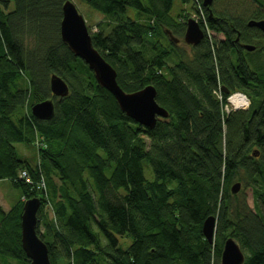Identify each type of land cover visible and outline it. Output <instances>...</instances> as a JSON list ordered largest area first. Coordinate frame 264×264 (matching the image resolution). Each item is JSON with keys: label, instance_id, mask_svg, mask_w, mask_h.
Instances as JSON below:
<instances>
[{"label": "trees", "instance_id": "obj_1", "mask_svg": "<svg viewBox=\"0 0 264 264\" xmlns=\"http://www.w3.org/2000/svg\"><path fill=\"white\" fill-rule=\"evenodd\" d=\"M66 1L0 0V180L20 191L9 210L0 203V264H30L21 215L33 197L52 264H221L229 237L243 264H264V36L248 25L264 19V0H193L178 15L175 0H84L106 17L90 33L121 88L156 87L169 115L154 127L122 111L63 41ZM201 11L204 37L188 55L166 30L183 38ZM53 74L68 83L66 97L52 93ZM237 92L249 107L227 111ZM47 99L53 117H35L32 106ZM17 143L36 147V163ZM236 182L252 188L256 210L232 193ZM120 237L131 239L126 248Z\"/></svg>", "mask_w": 264, "mask_h": 264}, {"label": "water", "instance_id": "obj_2", "mask_svg": "<svg viewBox=\"0 0 264 264\" xmlns=\"http://www.w3.org/2000/svg\"><path fill=\"white\" fill-rule=\"evenodd\" d=\"M213 2L214 0H203L202 4L205 7H210ZM186 24L183 41L188 45H198L204 37L203 29L193 17H190ZM248 25L258 28L264 36V19L250 20ZM166 33L174 43L181 41L170 30H166ZM61 37L71 51L88 64L89 68L94 72L98 83L114 95L120 108L128 116L144 126L154 127L158 116L167 117L169 115L168 111L157 102V89L154 85H148L135 92H126L121 88L117 81L116 70L95 48L86 21L72 0L66 1L63 5ZM244 48L248 51H253L256 46L245 44ZM50 87L52 93L61 98L66 97L70 92L68 83L57 74L51 76ZM223 90L226 93L228 92L225 88ZM31 111L39 119H51L55 112L54 101L47 99L35 103ZM241 186V182H236L231 188L232 193H238ZM41 205L42 201L38 197L30 198L23 204L21 215L22 246L30 260V264H52L48 245L37 233L38 213ZM215 231L216 217L209 216L204 221L203 233L210 243L214 241ZM244 261L245 254L240 245L234 238L229 237L224 244L221 264H243Z\"/></svg>", "mask_w": 264, "mask_h": 264}, {"label": "rangeland", "instance_id": "obj_3", "mask_svg": "<svg viewBox=\"0 0 264 264\" xmlns=\"http://www.w3.org/2000/svg\"><path fill=\"white\" fill-rule=\"evenodd\" d=\"M78 7L79 12L83 15L86 24L88 26V29L90 32L92 31H98L100 30L101 26L99 25V22L106 21V17L103 13L91 8L84 0H72ZM197 6V4H195ZM193 7V0H190L189 2L185 3L182 0H175L173 2V8H172V14L178 15L181 14L184 10L192 11ZM195 12V10H194ZM129 14L132 16L133 12L130 10ZM194 18V16H193ZM103 26V25H102ZM102 29V28H101ZM104 30L106 33H108L111 30L110 26H105ZM217 38L222 39L223 36L220 34H215ZM183 39V38H181ZM163 42H166V39H162ZM262 46L264 47V40H261ZM179 50L181 52H186L188 55L191 54V46L184 43L182 40L178 43ZM247 97V96H246ZM248 98V97H247ZM250 99L248 98V103L245 104L242 107H235L232 104H229L228 107H226L227 111H231L234 109H247L250 105ZM17 150L20 154V156L26 157L31 162L36 163L38 152L34 145H29L25 143H17ZM240 196L239 198L241 200L245 199L247 204L253 209L256 210L255 206V199L253 196V191L251 187H245L244 183L241 186L240 191L237 194ZM20 196V191L17 187L13 186L12 183L8 180H0V203L2 206L9 210L11 206L18 200ZM48 209V208H47ZM43 229V228H42ZM127 240L130 244L131 239H127L124 237H120V245L123 248L127 247ZM14 264H16L14 262Z\"/></svg>", "mask_w": 264, "mask_h": 264}, {"label": "bare ground", "instance_id": "obj_4", "mask_svg": "<svg viewBox=\"0 0 264 264\" xmlns=\"http://www.w3.org/2000/svg\"><path fill=\"white\" fill-rule=\"evenodd\" d=\"M229 101L235 107H242L248 103V98L241 93H234L230 96Z\"/></svg>", "mask_w": 264, "mask_h": 264}, {"label": "built area", "instance_id": "obj_5", "mask_svg": "<svg viewBox=\"0 0 264 264\" xmlns=\"http://www.w3.org/2000/svg\"><path fill=\"white\" fill-rule=\"evenodd\" d=\"M203 16H204L203 11H201V13L194 15V18L198 21V20L202 19ZM204 23H205V19H204ZM205 26L207 27V25H205ZM207 31L209 34L212 33L208 28H207ZM20 177L25 178L27 180V182H31V178H30V176L26 170L21 171ZM41 187H45V183L43 181L41 182Z\"/></svg>", "mask_w": 264, "mask_h": 264}, {"label": "flooded vegetation", "instance_id": "obj_6", "mask_svg": "<svg viewBox=\"0 0 264 264\" xmlns=\"http://www.w3.org/2000/svg\"><path fill=\"white\" fill-rule=\"evenodd\" d=\"M181 42V41H180ZM175 44H177L178 45V43H175Z\"/></svg>", "mask_w": 264, "mask_h": 264}]
</instances>
